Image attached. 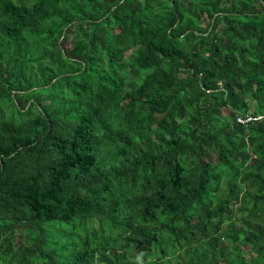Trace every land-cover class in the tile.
Wrapping results in <instances>:
<instances>
[{"label": "trees", "instance_id": "1", "mask_svg": "<svg viewBox=\"0 0 264 264\" xmlns=\"http://www.w3.org/2000/svg\"><path fill=\"white\" fill-rule=\"evenodd\" d=\"M0 264H264V0H0Z\"/></svg>", "mask_w": 264, "mask_h": 264}, {"label": "built area", "instance_id": "2", "mask_svg": "<svg viewBox=\"0 0 264 264\" xmlns=\"http://www.w3.org/2000/svg\"><path fill=\"white\" fill-rule=\"evenodd\" d=\"M259 118H260V116H253L252 114H247L245 116H239L237 118V120L239 122H241V123H246V122H249V121H254V120L259 119Z\"/></svg>", "mask_w": 264, "mask_h": 264}, {"label": "clouds", "instance_id": "3", "mask_svg": "<svg viewBox=\"0 0 264 264\" xmlns=\"http://www.w3.org/2000/svg\"><path fill=\"white\" fill-rule=\"evenodd\" d=\"M261 117V116H260Z\"/></svg>", "mask_w": 264, "mask_h": 264}]
</instances>
